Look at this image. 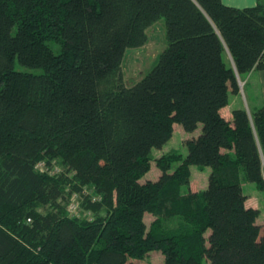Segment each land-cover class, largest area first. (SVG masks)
<instances>
[{"label": "trees", "instance_id": "16d2710c", "mask_svg": "<svg viewBox=\"0 0 264 264\" xmlns=\"http://www.w3.org/2000/svg\"><path fill=\"white\" fill-rule=\"evenodd\" d=\"M161 19L167 46L128 87L125 53ZM253 70L264 71L262 2L0 0V264H135L154 251L163 264H264L242 187L264 192V108L221 112ZM175 124L202 132L143 181ZM53 160L74 175L35 170ZM191 166L211 168L208 185L183 195ZM79 185L102 197L87 204L92 221L67 213Z\"/></svg>", "mask_w": 264, "mask_h": 264}, {"label": "rangeland", "instance_id": "374dc122", "mask_svg": "<svg viewBox=\"0 0 264 264\" xmlns=\"http://www.w3.org/2000/svg\"><path fill=\"white\" fill-rule=\"evenodd\" d=\"M147 43L141 48H130L125 53L123 63V78L128 87L133 86L140 81L158 62L159 56L167 46L166 41V27L165 20L161 19L155 23L148 30ZM18 69H23L18 65ZM25 70V69H23ZM37 71H40L39 69ZM202 132V125H199L197 130L188 133L184 130L181 124L174 125V133L172 138L161 148H154L152 150L151 158L152 164L150 171L143 177V181L151 180L156 181L161 175V169L158 166V160L167 155L181 156L182 158L187 155L186 141L193 136L197 137ZM40 164V165H39ZM180 164V161L175 160L172 163V170ZM35 170L41 174L48 176L67 175L72 177L74 175L67 167L62 165L58 160H53L51 164L47 162H40L36 165ZM211 173L210 167L191 166V182L190 187H183L182 194L191 192H203L208 185V177ZM80 191L67 187V213L71 218H81L92 221L94 219L95 211L88 210L87 204L99 203L102 197L96 193L95 188L90 185H79ZM243 191L247 195L248 203L255 206L260 210V215L257 222L264 224V192L259 190L254 183H250L244 179ZM64 204V202H63ZM105 216L106 212H99ZM151 213L145 214V221L150 226L155 220ZM176 220H168L164 222L166 226H174ZM175 227V226H174ZM164 254L161 251H154L147 254L143 259L133 260L135 264H163ZM201 264H210L207 259H203Z\"/></svg>", "mask_w": 264, "mask_h": 264}, {"label": "crops", "instance_id": "0c3cea01", "mask_svg": "<svg viewBox=\"0 0 264 264\" xmlns=\"http://www.w3.org/2000/svg\"><path fill=\"white\" fill-rule=\"evenodd\" d=\"M222 2L229 7L244 9L253 7L259 2L264 3V0H222ZM227 59L230 63H233L230 55H227ZM239 85L240 92L237 94L231 93L229 105L221 111L223 116L230 122L233 121V111L237 108L246 109L250 117L259 108H264V71L253 70L249 74L239 77ZM248 201L247 199V206L255 208Z\"/></svg>", "mask_w": 264, "mask_h": 264}, {"label": "built area", "instance_id": "2783aa9c", "mask_svg": "<svg viewBox=\"0 0 264 264\" xmlns=\"http://www.w3.org/2000/svg\"><path fill=\"white\" fill-rule=\"evenodd\" d=\"M40 165V164H39ZM263 169H264V165H263Z\"/></svg>", "mask_w": 264, "mask_h": 264}]
</instances>
